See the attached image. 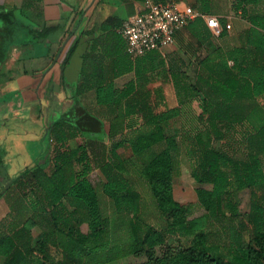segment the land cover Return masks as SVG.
<instances>
[{
	"label": "trees",
	"instance_id": "obj_1",
	"mask_svg": "<svg viewBox=\"0 0 264 264\" xmlns=\"http://www.w3.org/2000/svg\"><path fill=\"white\" fill-rule=\"evenodd\" d=\"M215 1L197 0L193 6L203 13L217 14ZM235 5L236 13L244 15L251 30L259 34L251 44L220 49L214 40L227 36L228 29L214 36L209 28L203 27L205 22L200 17L188 25L199 43L204 40L207 43L205 54L200 52L196 56L207 76L204 84L194 85L193 89L207 120L202 128L195 129L198 151L192 176L213 187L197 188L198 202L175 199L174 177L180 168L183 139L180 132H169V121L182 115L184 106L160 113L147 106L144 101L150 97L147 85L151 79L143 61L148 53L132 60L123 49V36L115 34L109 51V66H106L109 78L103 75L102 65L101 77L92 82L96 102L108 105L109 115L115 121L111 126L109 152L112 163L121 168L124 160L118 150L127 145L132 148L134 157L140 162V176L164 215L166 226L161 228L145 221L139 190L126 177L112 175L100 180L103 191L112 198L116 211L131 213L132 217L127 229L111 226L110 219L108 225L98 187L92 179L94 167L88 144L79 143L63 153L57 149L54 157L48 160V171L38 163L26 166L11 179L12 185L0 196H7L12 187L28 184L31 189L40 186L54 205L61 206L64 187L73 207L71 214L78 222L88 223V233L77 234L53 222L54 218L61 219L55 207L49 218L52 226L33 247L29 223L33 219L28 212L31 207L35 211L45 208L37 201L28 206L24 190L20 200L11 204L9 213L0 221L4 232L0 236V264H112L130 255H144L149 249L165 243L167 236H191L192 242L184 248H168L160 256L151 254L136 264H264V106L258 100L264 94V0H235ZM16 9L0 7V66L8 46L27 34L25 23L15 14ZM109 21L113 22L114 18L110 17ZM222 21L226 22L223 16ZM57 28L44 26L40 30L31 29L30 33L41 40ZM175 59L171 70H181L185 60L181 59L178 65V57ZM131 71L134 78L122 88L117 87L115 79ZM86 88L90 86L87 84ZM83 91L84 86L78 93L84 94ZM77 110L80 112L78 126L70 124L72 129L55 126L52 137L57 145L75 137L80 129L100 131V124L92 126L93 116L82 105ZM134 116L141 121L125 125ZM100 169L103 174L107 173L103 164ZM234 180L240 190L250 191L249 208L245 212L239 210L238 201L233 198ZM213 219L238 220L239 224L231 223L225 229L230 235L227 243L211 242L209 227ZM246 227L249 228L247 240L244 237ZM45 245L52 246L56 254Z\"/></svg>",
	"mask_w": 264,
	"mask_h": 264
},
{
	"label": "crops",
	"instance_id": "obj_2",
	"mask_svg": "<svg viewBox=\"0 0 264 264\" xmlns=\"http://www.w3.org/2000/svg\"><path fill=\"white\" fill-rule=\"evenodd\" d=\"M177 1L182 5L193 6L197 0ZM141 5L142 0H0V7L17 8L15 14L25 23L27 32L26 37L15 40L8 46L0 66V159L3 160L4 154L8 151L5 143L9 140L16 145L26 144V147L33 141L30 135L31 121L26 117V111H30L31 116L42 121V134L44 132L48 134L49 140L48 145L37 149L33 153L32 161L20 166L13 177L26 166L35 163L46 165L48 160L54 157L57 149L70 151L68 145L78 137L84 138L81 143L87 142L94 171L97 169L98 174L102 176L100 164L94 166V159L97 158L96 149L100 145L97 142L102 143L107 138L109 143V127L111 128L114 120L109 115L108 105L98 104L95 97V107L104 111L99 113L93 110L94 105L89 107L85 104L83 95L92 93L95 96L92 82L101 77L99 74L102 65L105 69L103 75L109 78V69L106 66H109V51L112 49L115 34H121L122 22L136 14ZM110 17L114 18L113 22L109 21ZM203 21L205 22L203 27L208 30L206 21L204 19ZM44 26L58 28L46 39L41 40L30 33L31 29L40 30ZM185 29L189 31L187 26L176 34L175 44ZM123 40L125 41L124 38ZM81 43H85L87 49L83 54L79 80L75 84H70L65 78V68ZM194 44L192 38L188 45ZM123 49L128 54L126 42ZM141 57L130 56L134 61ZM126 75H131V78L118 85L117 80ZM134 76L132 71L120 75L115 79V84L122 88ZM87 84L90 86L88 90ZM82 85L84 94L78 93ZM79 105L93 116L91 117L93 127L100 124V131H85L79 128L80 131L75 137L57 145L52 137L55 126L61 125L63 128L78 126L76 121L80 118V112L77 110ZM120 134L121 132L116 135ZM105 161L106 159L103 163ZM107 161L109 162V158ZM0 165L4 163L0 162ZM12 178L0 183V187L2 186L0 193L12 185Z\"/></svg>",
	"mask_w": 264,
	"mask_h": 264
},
{
	"label": "rangeland",
	"instance_id": "obj_3",
	"mask_svg": "<svg viewBox=\"0 0 264 264\" xmlns=\"http://www.w3.org/2000/svg\"><path fill=\"white\" fill-rule=\"evenodd\" d=\"M215 3L218 11L217 14L225 17L232 23V29L227 36L215 38L214 42L218 48L226 49L237 45L246 46L253 43V41H256L259 34L251 30V24L244 15L236 13L238 8L235 5V0H216ZM192 38L194 39L195 44L191 50L188 44ZM208 38L211 39L210 34H208ZM206 46L207 43L205 40L202 43H199L198 39H196L190 31L185 29L175 45H171L160 50H154L144 56L143 61V64L148 72L147 74L151 79L150 83L147 85V88L150 91V97L144 101L147 106H149V108L156 113H160L161 111L171 107L180 105L184 106L183 114L174 117L169 121V132L176 130L180 132L183 139L180 168L174 177L173 186L174 197L180 202H198L197 188L204 187L211 189L213 187L211 183H200L192 176V169L196 163L198 151L195 129L202 128L204 126V120H207V114L202 113L200 99L193 89L194 85L204 84V78L207 76L204 69L200 67L196 57L199 56L200 52L205 54ZM176 57L179 59L178 65L181 63V59H184L185 63L183 65L181 64L182 67L184 66L181 70L178 68L177 71H173L170 66L173 62L177 61V59H175ZM231 64L233 63L231 62ZM129 78H131V75H126L118 79L117 84L122 85ZM157 88H160V90L158 91ZM83 98L87 106L92 107L94 105L93 110H96L99 113L104 112L101 108L99 109L95 107L94 94H85L83 95ZM258 100L264 106V94L260 95ZM30 113V111H26L25 115L31 121L30 135L33 137V141L30 142L31 144L27 145L28 148L26 147V144H12L10 140L5 143L6 147L8 146V151L4 154V165H0L1 184L5 179L12 178L20 166H23V164L27 161H32L33 153H35L37 149L40 150L42 146L44 147L48 145V134L45 132L42 134V121L31 116ZM103 116L106 117L105 114ZM139 121H141L140 118L134 116L130 120L126 121V125H129L130 123H137ZM122 130L123 128L120 129L119 132ZM110 133L111 128L109 127V143L107 138H105L106 141L102 143L97 142L100 145L97 146L96 149L97 158L94 159V166L97 167L99 164H103V167L107 169V173L102 174L105 179H107L109 175L126 177L133 185L136 186L142 196V215L144 220L150 224L164 228L166 226V219L156 206L146 182L140 176V162L134 157L132 148L127 145L119 149L120 156L124 160L121 161V168L116 167L112 163L113 158L108 150L110 147ZM83 140L84 138L81 139L79 137L72 140L70 145H68V148H70V150L75 148V146ZM61 151L63 153L67 150L64 149ZM107 158H109V162L107 161ZM104 159H106V161L102 163ZM119 161L120 160H117V162ZM42 168L48 171L50 167L46 164ZM102 176L98 174L96 169L92 174V179L98 187L103 208L108 216V225L110 219L111 226L118 225L120 228L123 227L127 229L128 222L132 217V214L128 212L121 213L114 209L112 198L106 195L103 191V187L100 182V180L102 181ZM0 188H2V186ZM62 188L64 191L62 205L57 206L52 203V199L49 197V194H46L40 186H35L34 189H31L28 184L25 186L18 185L17 187H12V189L8 191L7 196L0 197V221L9 213L11 204L18 199L20 200V194L26 190L25 195L27 194V196L25 201L28 206H30L31 202L37 201L40 203L41 208H45V210L35 211L34 208L31 207L28 212V216L33 219L29 222L32 229L33 247L43 236L45 231L50 229L52 226L51 223L53 222H56L61 227L71 230L74 233L87 234L89 231L88 223L78 222L77 219H75V216L71 214L73 207L65 194L64 187ZM232 190L235 202L238 201L239 210L241 212H245L249 208V189L243 188L240 190L237 186V182L234 180ZM55 207L58 209L57 214H59V218L61 219H59V221L54 218L52 222L49 218H52L51 212L55 211ZM231 223L236 225L239 224L236 219L231 221L229 219H213L209 227L211 242L217 244L227 243L230 235L229 231L225 229L227 226H230ZM245 231L244 237L247 240L249 228L246 227ZM3 234L4 232L0 228V236ZM191 242V236H167L165 243L156 245L154 249H149L144 255H130L126 258L119 259L112 264L140 263L146 260L151 254L160 256L168 248H184L189 246ZM45 246H47L46 249L56 254L52 246Z\"/></svg>",
	"mask_w": 264,
	"mask_h": 264
},
{
	"label": "built area",
	"instance_id": "obj_4",
	"mask_svg": "<svg viewBox=\"0 0 264 264\" xmlns=\"http://www.w3.org/2000/svg\"><path fill=\"white\" fill-rule=\"evenodd\" d=\"M197 17L206 21L214 36L232 29V23L227 19L224 23L221 15L203 13L177 0H142L139 11L123 21L120 32L128 54L136 58L174 45L176 34Z\"/></svg>",
	"mask_w": 264,
	"mask_h": 264
},
{
	"label": "water",
	"instance_id": "obj_5",
	"mask_svg": "<svg viewBox=\"0 0 264 264\" xmlns=\"http://www.w3.org/2000/svg\"><path fill=\"white\" fill-rule=\"evenodd\" d=\"M83 41V39H82ZM87 45L79 44L73 53L69 64L65 68V78L68 83L75 84L79 80L81 68L83 65V54L86 52Z\"/></svg>",
	"mask_w": 264,
	"mask_h": 264
}]
</instances>
